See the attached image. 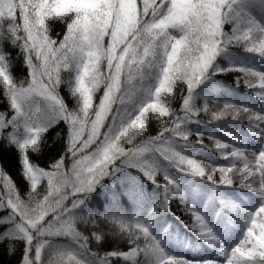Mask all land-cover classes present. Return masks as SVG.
Here are the masks:
<instances>
[{
	"label": "snow or ice",
	"instance_id": "6c2138e0",
	"mask_svg": "<svg viewBox=\"0 0 264 264\" xmlns=\"http://www.w3.org/2000/svg\"><path fill=\"white\" fill-rule=\"evenodd\" d=\"M0 264H264V0H0Z\"/></svg>",
	"mask_w": 264,
	"mask_h": 264
},
{
	"label": "trees",
	"instance_id": "16d2710c",
	"mask_svg": "<svg viewBox=\"0 0 264 264\" xmlns=\"http://www.w3.org/2000/svg\"><path fill=\"white\" fill-rule=\"evenodd\" d=\"M229 79V82H231V77H228ZM241 90H243V84L241 83ZM205 142H208L207 140H205ZM9 171L10 173L13 175V177L15 178L16 177V168L14 167V162H13V165H9ZM173 207V210L177 211L178 213L182 211L181 207L179 206L178 202L177 203H174L172 205Z\"/></svg>",
	"mask_w": 264,
	"mask_h": 264
}]
</instances>
